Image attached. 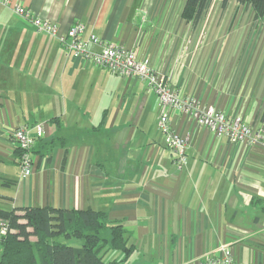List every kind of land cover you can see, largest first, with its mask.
<instances>
[{"label": "crops", "instance_id": "obj_1", "mask_svg": "<svg viewBox=\"0 0 264 264\" xmlns=\"http://www.w3.org/2000/svg\"><path fill=\"white\" fill-rule=\"evenodd\" d=\"M184 1L0 0V210H101L135 248L124 261L105 251L110 264H200L220 244L241 264H264V146L215 138L175 112L173 130L189 138L178 168L145 81L66 56L13 10L25 6L59 34L80 21L84 38L133 50L182 96L264 130V18L255 52L239 58L255 28L251 9L212 0L191 28ZM37 123L43 136L22 178L9 134Z\"/></svg>", "mask_w": 264, "mask_h": 264}, {"label": "built area", "instance_id": "obj_2", "mask_svg": "<svg viewBox=\"0 0 264 264\" xmlns=\"http://www.w3.org/2000/svg\"><path fill=\"white\" fill-rule=\"evenodd\" d=\"M9 2V0H3ZM15 14L38 32L54 37L63 47L66 56L83 58L93 65L107 69L123 78H138L146 82L157 97V129L163 134L164 145L174 154V163L182 168L187 161L186 146L188 134L181 136L171 126V116L175 112L185 115L197 125L207 128L215 138L224 136L230 143L247 142L264 146V130L253 128L238 116H229L223 111L215 110L214 106L204 107L194 97L182 96L174 88L170 76L164 74L145 61L139 60L135 52L124 46L103 40L93 33L86 38L82 35L85 25L77 21L65 34H59L57 27L41 19L21 4H14ZM97 47L92 51L90 46ZM43 136L41 123L32 126L20 125L13 129L9 137L20 150L19 175L27 177L32 172L33 158L31 150L35 140ZM8 229L5 220L0 219V236L6 234ZM200 264H241L237 262L228 244H220L205 254ZM246 264H263L249 262Z\"/></svg>", "mask_w": 264, "mask_h": 264}, {"label": "trees", "instance_id": "obj_3", "mask_svg": "<svg viewBox=\"0 0 264 264\" xmlns=\"http://www.w3.org/2000/svg\"><path fill=\"white\" fill-rule=\"evenodd\" d=\"M211 1H184L181 15L191 28L199 24ZM228 1L220 0L221 7ZM236 2L251 9L255 22L263 20L264 0ZM16 151L19 161L18 147ZM0 219L8 226L0 236V264H110L103 260V252L119 251L124 261L135 249L128 243L123 225L109 221L101 210L23 207L0 210ZM59 237L78 239L81 246L63 243Z\"/></svg>", "mask_w": 264, "mask_h": 264}, {"label": "rangeland", "instance_id": "obj_4", "mask_svg": "<svg viewBox=\"0 0 264 264\" xmlns=\"http://www.w3.org/2000/svg\"><path fill=\"white\" fill-rule=\"evenodd\" d=\"M261 22L262 21L254 22L255 28H253L254 32L252 34H251L252 28H249V31H248L247 37L245 39V42H244L243 46L240 48V50H239V58H242L245 55H248V57L252 56L253 53L255 52L258 40L260 38V34H259L260 31L257 32V29H258L259 26H261V24H262ZM58 240L63 242V243H66L68 245H71L73 247H80L81 246V241L78 240V239H75V238L65 239L63 237H59ZM103 255H104V252H103Z\"/></svg>", "mask_w": 264, "mask_h": 264}]
</instances>
